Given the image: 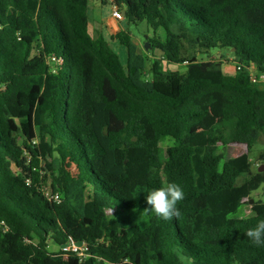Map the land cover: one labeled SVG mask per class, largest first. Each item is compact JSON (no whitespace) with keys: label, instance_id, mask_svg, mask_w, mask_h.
<instances>
[{"label":"trees","instance_id":"1","mask_svg":"<svg viewBox=\"0 0 264 264\" xmlns=\"http://www.w3.org/2000/svg\"><path fill=\"white\" fill-rule=\"evenodd\" d=\"M109 1L153 32L151 81L129 35L113 37L126 65L92 37V0H0V264H264L246 236L264 219V153L256 171L251 160L264 139L251 77L264 75V0ZM215 50L235 73L201 59ZM42 165L60 204L37 190ZM168 182L185 198L164 220L146 196ZM51 241L86 242L89 257Z\"/></svg>","mask_w":264,"mask_h":264},{"label":"rangeland","instance_id":"2","mask_svg":"<svg viewBox=\"0 0 264 264\" xmlns=\"http://www.w3.org/2000/svg\"><path fill=\"white\" fill-rule=\"evenodd\" d=\"M97 1H100V0H97ZM98 5L103 8V11H104L103 18L107 20V18L112 13L111 11H113V8H114L113 4H111V2H110L106 5H103L102 2H99ZM111 5H112V7H111ZM124 28L130 34L131 39L133 41V44H135L137 47L142 44V46L139 48V50L143 52L144 57H142V60H141L139 73L144 80L151 81L153 79V74L151 71L152 63L157 57H159V60H161L160 59V57H161L160 52L159 51H153L151 49L146 50L147 41H146V25L145 24L135 26V25H129L126 23L124 25ZM105 31H107L106 27H105ZM110 43L113 44L111 49L114 52L118 53L121 62L124 65H126L128 54H127V49H126L125 45L123 44V42L120 40H116V41H110ZM119 51H121V52L119 53ZM146 54H149V56H150L149 59H146V56H145ZM154 57H156V58H154ZM201 59L206 60V61L207 60L218 61V62L223 64L224 70L227 74L231 75V74L235 73V66L236 65H235L234 59H233L232 55L226 51L215 50V51H213V54L209 58H201ZM167 67L170 70H174V71H180V72L186 71L185 65L173 64V65H167ZM259 78H260L259 80L261 81L259 88L261 90H263L264 89V76H261ZM207 123L210 125L211 129L214 131H218L220 129V126H221L220 119L217 118L216 116H210ZM48 140L49 139H48L47 134L45 133V130H43L42 128L38 129V140H37L38 143H43V142H46ZM262 153H264V139L261 143H257L255 145L253 153L251 154L253 169L255 171L257 170L258 164H261L260 154H262ZM56 165H57V168L60 167V163L58 161L56 162ZM40 171L42 172V174L44 176H46V177L48 176L46 187L50 188L52 181L49 177V173L44 168V165L41 166ZM70 171H72L74 173L75 168H73V169L71 168ZM254 198L257 200L263 199L262 192L259 191L257 194L254 195ZM48 250L51 253H59L60 247L51 241L48 244Z\"/></svg>","mask_w":264,"mask_h":264},{"label":"clouds","instance_id":"3","mask_svg":"<svg viewBox=\"0 0 264 264\" xmlns=\"http://www.w3.org/2000/svg\"><path fill=\"white\" fill-rule=\"evenodd\" d=\"M184 198L185 193L182 186L176 182H168L148 193L146 196L148 207L145 210L153 211L157 217L164 220H171L173 217L180 215L177 205ZM240 218L246 219V216H241ZM246 236L253 245L257 247L264 246V219L258 220L254 227L249 228Z\"/></svg>","mask_w":264,"mask_h":264},{"label":"crops","instance_id":"4","mask_svg":"<svg viewBox=\"0 0 264 264\" xmlns=\"http://www.w3.org/2000/svg\"><path fill=\"white\" fill-rule=\"evenodd\" d=\"M99 2H101V0L100 1L93 0L90 7H89L88 16H89L90 33L94 39H97L101 36L104 37L105 41H106L107 48L111 49L113 44H111L110 41H116L113 39V37L116 36L119 32H124L125 35H129V36H130V34L124 28L126 21L125 20L124 21L116 20L113 17V15H111L113 13V11H111L112 13L107 18V20L103 18L104 11H103V8L98 5ZM110 2L111 1H108V3H110ZM111 4H112V2H111ZM111 7H112V5H111ZM105 27L107 28V31H105ZM152 35H153V32L151 30H149L148 27L146 26V41H147V38L151 37ZM130 38H131V36H130ZM120 41H122L124 44L123 40H120ZM132 43H133V41H132ZM133 46L137 51V57H138L139 65H141V60H142V57H144L143 56L144 54L142 51L139 50V48L142 46V44L139 45L138 47L135 44H133ZM120 52L121 51H119V53ZM115 53L118 55L117 52H115ZM145 56H146V59L150 58L149 54H146ZM154 58H156V57H154ZM156 59H159V57H157ZM160 59H162V57H160Z\"/></svg>","mask_w":264,"mask_h":264},{"label":"built area","instance_id":"5","mask_svg":"<svg viewBox=\"0 0 264 264\" xmlns=\"http://www.w3.org/2000/svg\"><path fill=\"white\" fill-rule=\"evenodd\" d=\"M113 17L118 20V21H124V16L122 12L114 6L113 8ZM103 22V21H102ZM237 70H240L238 67ZM261 76H264L263 74H255L252 72L251 77L253 83L257 84L258 86L261 84V81L259 80ZM28 186H31L32 183L28 182ZM37 190L41 191L44 193V195L52 202L55 204H60L62 202L63 196L58 193H52L49 188H47L45 185H40L37 187ZM9 231L8 227L6 224L2 223L0 224V239L4 237V235ZM60 250L65 253V254H74L79 258L86 259L89 257L88 255V245L86 242H72L66 245H63L60 247Z\"/></svg>","mask_w":264,"mask_h":264},{"label":"water","instance_id":"6","mask_svg":"<svg viewBox=\"0 0 264 264\" xmlns=\"http://www.w3.org/2000/svg\"><path fill=\"white\" fill-rule=\"evenodd\" d=\"M151 49V45L149 43L146 44V50H150ZM259 172H264V166L260 169Z\"/></svg>","mask_w":264,"mask_h":264}]
</instances>
